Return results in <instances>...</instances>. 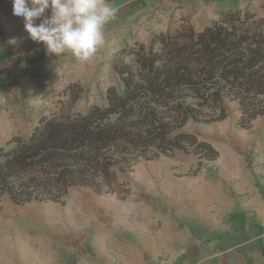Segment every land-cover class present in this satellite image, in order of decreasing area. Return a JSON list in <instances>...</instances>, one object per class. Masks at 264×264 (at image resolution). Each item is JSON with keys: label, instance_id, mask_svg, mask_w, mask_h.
Returning <instances> with one entry per match:
<instances>
[{"label": "crops", "instance_id": "crops-1", "mask_svg": "<svg viewBox=\"0 0 264 264\" xmlns=\"http://www.w3.org/2000/svg\"><path fill=\"white\" fill-rule=\"evenodd\" d=\"M110 3L118 11L101 51L118 38L121 50L130 48L127 41L147 46L153 35L183 24L200 29L225 8L264 23V0ZM53 63L79 62L70 54L46 55L12 14L11 0H0V124L10 100L27 94L35 104V87L45 92L58 78L55 69L66 68ZM15 66L23 69L19 76L5 73ZM238 118L239 111L211 124H186L216 152L212 160L184 152L140 160L116 174L113 193L79 186L62 203L0 211V264H264V116L248 128Z\"/></svg>", "mask_w": 264, "mask_h": 264}, {"label": "trees", "instance_id": "trees-1", "mask_svg": "<svg viewBox=\"0 0 264 264\" xmlns=\"http://www.w3.org/2000/svg\"><path fill=\"white\" fill-rule=\"evenodd\" d=\"M216 15L200 29L183 24L119 50L111 62L118 81L100 104L39 112L26 134L0 144V202L62 203L74 186L113 193L117 170L140 160L175 152L214 159L184 128L225 120L227 101L238 104L241 127L264 116V23L238 9Z\"/></svg>", "mask_w": 264, "mask_h": 264}, {"label": "rangeland", "instance_id": "rangeland-1", "mask_svg": "<svg viewBox=\"0 0 264 264\" xmlns=\"http://www.w3.org/2000/svg\"><path fill=\"white\" fill-rule=\"evenodd\" d=\"M120 44H122V41L118 38V40L114 41L113 45L105 47L106 50H100L97 58L94 60L96 62L72 65L73 63L68 61L67 64L72 63L68 65V68L67 64H60L59 66L53 63L51 66L53 69L63 66H66V68L64 67L65 69L62 72L58 68L55 69L54 73L56 72L55 75L58 78L53 77L52 83L50 82L45 92L38 89L40 85L35 87L34 93L31 95L34 97L35 104L28 100L27 94L26 97H14L13 100H10L11 105H13L11 112L7 113L6 118L0 124V144H3L11 135L17 134L23 136L26 134L30 127L36 123V114L39 112L58 115L62 110L68 111L72 108V105L75 109L82 112L87 102L100 104V93L104 90L105 86L114 85L118 81L111 62L114 53L120 50H118ZM124 45L133 47L129 41L124 43ZM59 79H61L60 82H57ZM45 102H48L49 105H44ZM227 109L229 118H231L238 113V104L227 101ZM117 174L121 175L120 170H117ZM78 189L79 187L77 186L71 187L65 195L73 194ZM48 204H50L49 201H38L31 202L29 206L37 207ZM24 205L27 206L28 203L22 205L14 204L8 197H5L0 202V211L5 210V208L15 207H20L21 210V207L23 208Z\"/></svg>", "mask_w": 264, "mask_h": 264}, {"label": "clouds", "instance_id": "clouds-1", "mask_svg": "<svg viewBox=\"0 0 264 264\" xmlns=\"http://www.w3.org/2000/svg\"><path fill=\"white\" fill-rule=\"evenodd\" d=\"M31 41L46 55L70 54L93 62L105 45V28L117 15L110 0H11ZM39 21V23H36Z\"/></svg>", "mask_w": 264, "mask_h": 264}, {"label": "built area", "instance_id": "built-area-1", "mask_svg": "<svg viewBox=\"0 0 264 264\" xmlns=\"http://www.w3.org/2000/svg\"><path fill=\"white\" fill-rule=\"evenodd\" d=\"M22 70H23V69H21V68L18 67V66H15V67H8V68H6L5 73H6V74H12V75L19 76V75H20V72H21ZM44 105H49V103H48V102H45ZM139 217H140V216H139L138 213H132L130 218L133 219V220H137Z\"/></svg>", "mask_w": 264, "mask_h": 264}]
</instances>
